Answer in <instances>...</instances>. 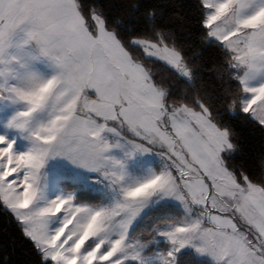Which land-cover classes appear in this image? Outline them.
Masks as SVG:
<instances>
[{
	"label": "snow or ice",
	"instance_id": "1",
	"mask_svg": "<svg viewBox=\"0 0 264 264\" xmlns=\"http://www.w3.org/2000/svg\"><path fill=\"white\" fill-rule=\"evenodd\" d=\"M198 3L228 115L264 129V0ZM155 14L125 40L96 3L0 0V208L40 264H264V154L253 181L205 98L157 83L139 52L187 88L199 73Z\"/></svg>",
	"mask_w": 264,
	"mask_h": 264
},
{
	"label": "trees",
	"instance_id": "2",
	"mask_svg": "<svg viewBox=\"0 0 264 264\" xmlns=\"http://www.w3.org/2000/svg\"><path fill=\"white\" fill-rule=\"evenodd\" d=\"M96 3L100 5L109 22L119 17L125 21L120 35L128 39L129 33L125 30L135 21V28L143 30L144 16L147 10L155 9L154 26L162 30L169 38L175 40L178 50L184 53L185 58L191 63L195 59L198 73L195 80V88H187L176 78L174 70L167 68L160 61L144 58L145 66L152 70V75L157 83L171 85L177 91L173 94L187 96L191 103L197 94L205 98L214 114L219 113L220 122L232 129V139L240 146L241 151L231 161V165L237 169L241 166L249 173L253 181L259 180L260 172L257 161L264 154V129L257 123L244 119L243 113L235 116L228 115V103L230 100L229 89L231 85L222 66L226 64L223 53L215 46H208L201 36L200 7L198 0H85V4ZM136 3L138 8L132 9ZM235 83V82H233ZM207 94V95H205ZM175 211V210H172ZM160 214L157 209L151 214V218L134 229V234L141 239H150L145 226L151 227L154 220ZM0 258L6 260V264H40V257L33 248L32 242L25 238L15 218L3 208H0ZM192 264H198L195 257Z\"/></svg>",
	"mask_w": 264,
	"mask_h": 264
},
{
	"label": "rangeland",
	"instance_id": "3",
	"mask_svg": "<svg viewBox=\"0 0 264 264\" xmlns=\"http://www.w3.org/2000/svg\"><path fill=\"white\" fill-rule=\"evenodd\" d=\"M143 53V52H142ZM143 56H144V54H143ZM145 58V57H144ZM148 59H152V58H148ZM161 63H163L164 64V62H162V61H160Z\"/></svg>",
	"mask_w": 264,
	"mask_h": 264
}]
</instances>
